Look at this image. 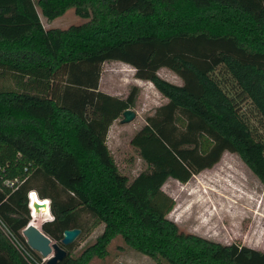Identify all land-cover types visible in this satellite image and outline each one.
Returning a JSON list of instances; mask_svg holds the SVG:
<instances>
[{
    "label": "trees",
    "instance_id": "16d2710c",
    "mask_svg": "<svg viewBox=\"0 0 264 264\" xmlns=\"http://www.w3.org/2000/svg\"><path fill=\"white\" fill-rule=\"evenodd\" d=\"M69 9L85 21L43 26L41 16L50 22ZM107 61L130 65L166 98L130 139L147 165L132 180L106 141L138 87L124 98L99 90ZM160 68L182 83L163 79ZM244 103L264 125V0H0V218L31 255L0 231V264H46L21 235L33 221L31 191L48 200L51 218L40 230L67 251L55 264L103 259L118 236L156 264H264L261 250L181 230L162 190L168 179L186 183L212 168L224 152L264 186V137ZM74 227L81 234L62 245Z\"/></svg>",
    "mask_w": 264,
    "mask_h": 264
},
{
    "label": "rangeland",
    "instance_id": "374dc122",
    "mask_svg": "<svg viewBox=\"0 0 264 264\" xmlns=\"http://www.w3.org/2000/svg\"><path fill=\"white\" fill-rule=\"evenodd\" d=\"M41 21L45 28H66L85 20L75 15L73 9H69L50 22L41 16ZM133 70L123 62L107 61L102 65L98 85L99 90L118 97L127 96L133 86L140 85L135 105L131 107L135 112L134 119L122 123V117L118 118L109 127L106 141L119 171L129 180L147 168L136 149L131 146L130 139L144 125L145 117L166 101L151 83L135 78ZM158 75L173 84L182 83L176 74L166 68H160ZM241 108L255 130L264 137V125L257 112L248 103H244ZM162 190L174 199L175 205L168 217L181 230L225 244L238 242L264 252V186L237 154L224 152L212 168L193 175L186 183L168 179ZM34 203L43 205L38 212ZM30 207L33 224L39 227L48 220L45 217L50 214L47 201L32 194ZM86 218L84 215L82 220ZM102 229L103 225L93 229L79 241L73 253L78 254L92 243ZM91 264L156 262L124 246L118 236L109 245V254L103 259L94 258Z\"/></svg>",
    "mask_w": 264,
    "mask_h": 264
},
{
    "label": "water",
    "instance_id": "95a60500",
    "mask_svg": "<svg viewBox=\"0 0 264 264\" xmlns=\"http://www.w3.org/2000/svg\"><path fill=\"white\" fill-rule=\"evenodd\" d=\"M121 122L127 123L130 122L135 117V112L131 109H125L121 113ZM29 204H31V199L29 195ZM34 206L39 211L40 207L38 203H34ZM30 207V205H29ZM49 207V206H48ZM50 213V211H49ZM32 215V212H31ZM46 218H50L45 216ZM21 234L27 241L29 247L36 252H38L43 258H46V264H55L56 262L62 260L67 251L59 243L53 242L48 236H46L41 230L40 227L33 223H29L22 231ZM81 234V229L78 227L64 229L60 243L62 245L71 244L79 235Z\"/></svg>",
    "mask_w": 264,
    "mask_h": 264
},
{
    "label": "built area",
    "instance_id": "2783aa9c",
    "mask_svg": "<svg viewBox=\"0 0 264 264\" xmlns=\"http://www.w3.org/2000/svg\"><path fill=\"white\" fill-rule=\"evenodd\" d=\"M30 195V194H29ZM51 218V217H50ZM49 218V219H50ZM0 231L2 234L7 238V240L11 243V245L26 259H31L30 253L26 250L23 243L20 241V239L8 229V227L2 222L0 218ZM22 235V234H21ZM23 236V235H22ZM43 261H46V258H43Z\"/></svg>",
    "mask_w": 264,
    "mask_h": 264
},
{
    "label": "crops",
    "instance_id": "0c3cea01",
    "mask_svg": "<svg viewBox=\"0 0 264 264\" xmlns=\"http://www.w3.org/2000/svg\"><path fill=\"white\" fill-rule=\"evenodd\" d=\"M47 28H49V27H47ZM126 65H128V64H126ZM129 66H130V65H129ZM130 67H131V66H130ZM132 70H133V68H132ZM133 72H134V70H133ZM143 81H144V80H143ZM145 82H149V81H145ZM149 83H151V82H149ZM151 84H152V83H151ZM135 86L139 87L140 85H137V84H136ZM152 86H153V85H152ZM153 87H154V86H153ZM108 94H110V93H108ZM159 94H160V93H159ZM110 95H111V94H110ZM113 96H115V95H113ZM161 96H162V95H161ZM117 97H118V96H117ZM125 97H126V96H125ZM121 98H124V97H121ZM165 99H166V98H165ZM165 102H166V101H165ZM115 121H116V120H115ZM115 121H114V122H115ZM114 122H113V123H114ZM113 123H112V124H113Z\"/></svg>",
    "mask_w": 264,
    "mask_h": 264
},
{
    "label": "bare ground",
    "instance_id": "6f19581e",
    "mask_svg": "<svg viewBox=\"0 0 264 264\" xmlns=\"http://www.w3.org/2000/svg\"><path fill=\"white\" fill-rule=\"evenodd\" d=\"M32 194H34L35 197H38L34 191H31V193H30V199H31ZM44 201H47V203H48V200H44Z\"/></svg>",
    "mask_w": 264,
    "mask_h": 264
}]
</instances>
